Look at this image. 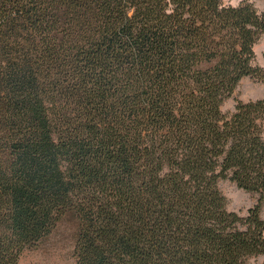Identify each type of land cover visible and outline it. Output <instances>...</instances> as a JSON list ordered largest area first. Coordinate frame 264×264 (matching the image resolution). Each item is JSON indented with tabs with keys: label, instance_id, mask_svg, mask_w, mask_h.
I'll return each instance as SVG.
<instances>
[{
	"label": "trees",
	"instance_id": "obj_1",
	"mask_svg": "<svg viewBox=\"0 0 264 264\" xmlns=\"http://www.w3.org/2000/svg\"><path fill=\"white\" fill-rule=\"evenodd\" d=\"M263 34L249 0H0V264L68 214L75 264L264 256V98L223 111Z\"/></svg>",
	"mask_w": 264,
	"mask_h": 264
},
{
	"label": "rangeland",
	"instance_id": "obj_2",
	"mask_svg": "<svg viewBox=\"0 0 264 264\" xmlns=\"http://www.w3.org/2000/svg\"><path fill=\"white\" fill-rule=\"evenodd\" d=\"M243 0H224L227 5H238ZM252 1L260 11H264V0ZM258 65L264 67V34L255 47ZM264 98V82L250 77L244 78L235 93L223 105V111H234L237 100L251 101ZM220 189L228 199V209L242 216L248 215L249 209L258 202V195L240 189L230 179H222ZM264 218V205L262 208ZM78 223L68 214L63 217L53 232L35 247L26 249L20 258V264H75V246ZM264 263V256L252 258L247 264Z\"/></svg>",
	"mask_w": 264,
	"mask_h": 264
}]
</instances>
